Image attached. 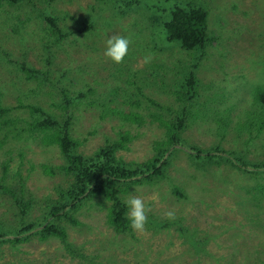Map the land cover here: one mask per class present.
<instances>
[{
  "label": "rangeland",
  "instance_id": "obj_1",
  "mask_svg": "<svg viewBox=\"0 0 264 264\" xmlns=\"http://www.w3.org/2000/svg\"><path fill=\"white\" fill-rule=\"evenodd\" d=\"M188 4L208 14L212 42L202 52L166 38L172 10ZM110 36L129 41L120 63L104 56ZM191 74L195 97L187 102ZM261 90L264 0H0V96L9 109L0 119V178L7 166L6 183L24 182L36 199L22 223L0 193V216L11 231V240H0V264H264L263 169L240 171L227 158L218 165L196 151L219 149L264 167ZM35 108L62 124L71 119L85 156L128 135L118 157L129 165L152 160L156 144L167 140L164 123L185 118L164 176L123 195L140 196L148 208L143 233L114 230L111 203L95 198L76 215L78 226L61 224L76 257L59 238L15 241L23 225L43 222L47 203L67 186L57 171L66 163L59 147L26 131L44 119Z\"/></svg>",
  "mask_w": 264,
  "mask_h": 264
},
{
  "label": "trees",
  "instance_id": "obj_2",
  "mask_svg": "<svg viewBox=\"0 0 264 264\" xmlns=\"http://www.w3.org/2000/svg\"><path fill=\"white\" fill-rule=\"evenodd\" d=\"M9 1L16 4L21 0ZM48 21L56 27L54 20L49 19ZM164 30L168 42L179 44L185 51L202 52L212 42L209 34L208 14L205 9L195 4L176 6L169 19L164 23ZM60 32L59 30L58 33ZM195 85L194 76L191 74L186 82L187 93L189 94L187 102L195 97ZM257 101L264 111V90L259 92ZM8 113L9 109L4 107L0 96V119ZM35 113H41L44 119L31 122L26 131L31 137L39 139L43 145H57L59 147L66 163L59 166L57 171L66 178L67 186L59 191L57 198L47 203V214H45L43 222L39 226L33 223L23 225L15 237V241L28 240L29 236L34 234H38L41 240L59 238L66 243L67 250L74 257L78 252L72 244L66 242L68 233L61 224L68 222L78 226L80 222L76 215L83 208L84 203L95 198H104L111 203L108 212L110 226L120 233L128 231L130 227H128L126 219L123 195L133 185L151 182L164 176L163 168L167 166L166 155L172 147L182 144L181 134L185 129V118L182 117L172 124L164 123L167 130V140L156 144V156L143 164L129 165L118 157L121 151L127 149V144L131 141L128 135H121L115 143L102 147L92 156H85L78 152L81 143L74 139L71 134V119L65 120L62 124L40 109L35 108ZM125 119L132 123L142 122L138 116H125ZM14 128L16 129V127ZM8 130L11 131L12 128H8ZM196 151L204 159L216 162L218 165L227 158V162L237 170L250 173L260 172L262 169L264 171L262 165H250L237 158L231 160L234 154L229 155L228 152L219 149L206 152ZM4 171V176L0 178V193L10 198L13 206L19 210L17 216L24 223L31 209L34 208L36 199L26 191L24 182H21V185L19 183L18 188L12 183H6L7 166L4 167ZM48 173L54 174V171H48ZM10 233V230L5 229L4 220L0 216V240H11L8 237Z\"/></svg>",
  "mask_w": 264,
  "mask_h": 264
},
{
  "label": "clouds",
  "instance_id": "obj_3",
  "mask_svg": "<svg viewBox=\"0 0 264 264\" xmlns=\"http://www.w3.org/2000/svg\"><path fill=\"white\" fill-rule=\"evenodd\" d=\"M129 41L126 37L110 36L105 40L104 56L114 63H120L128 51ZM149 57H145V63ZM126 209V219L128 227L138 233H143L147 223L146 213L148 208L140 196L128 193V197L123 201ZM168 219H172L174 214L169 211L165 213Z\"/></svg>",
  "mask_w": 264,
  "mask_h": 264
}]
</instances>
